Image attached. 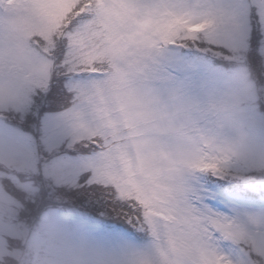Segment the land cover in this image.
Returning a JSON list of instances; mask_svg holds the SVG:
<instances>
[{
    "label": "snow or ice",
    "instance_id": "snow-or-ice-1",
    "mask_svg": "<svg viewBox=\"0 0 264 264\" xmlns=\"http://www.w3.org/2000/svg\"><path fill=\"white\" fill-rule=\"evenodd\" d=\"M196 7L209 19L188 27V34L169 45L204 44L206 51L230 61L250 59L251 68L240 75L253 86V97L246 103H259L264 97V90L257 88L264 83V46L257 49L253 43L250 47L246 37L252 19L264 30V0H240L239 3L197 0ZM102 37L95 0H79L62 25L30 33L24 51L15 46L11 33L0 31V114L24 113L38 96L55 102L67 90L73 97L72 106L60 113L59 119L71 129L73 143L98 149L77 166L81 171L90 172L86 184L103 190L129 224L152 236L154 225L149 217L161 213H155L132 193L123 191L111 175L113 149L122 140L119 130L108 131L90 123L92 118L81 107L90 86L107 72V64L100 54ZM84 75L94 78L77 79ZM45 134L46 138L54 139L58 129L46 127ZM237 159L232 155L221 156L216 163L194 171L188 204L192 219L198 222L196 227L219 251L220 264H264V215L253 219L250 226L243 225L241 214L246 212L229 215L215 210L207 202V190L199 182L201 176L207 175L229 178ZM0 164L5 169L15 168L11 174L0 171V264H43L40 254L46 241L32 236L19 217L43 208L45 189L28 176L17 174L35 173L32 165H16L9 159ZM70 167V161H54L45 170V176L60 183V171ZM255 168L264 172V160Z\"/></svg>",
    "mask_w": 264,
    "mask_h": 264
},
{
    "label": "clouds",
    "instance_id": "clouds-1",
    "mask_svg": "<svg viewBox=\"0 0 264 264\" xmlns=\"http://www.w3.org/2000/svg\"><path fill=\"white\" fill-rule=\"evenodd\" d=\"M55 2L62 10L52 0H0V31L11 33L24 51L30 33L62 25L79 0ZM196 5L197 0H136L109 28L95 0L107 72L90 86L81 107L90 123L119 130L111 175L122 190L161 213L149 217L154 225L150 245L109 255V264H220L214 242L192 219L188 199L193 172L221 156L239 158L238 142L225 136L227 122L202 124L198 109L161 93L150 71L155 53L209 19ZM261 215L264 210L246 212L241 220L250 226Z\"/></svg>",
    "mask_w": 264,
    "mask_h": 264
},
{
    "label": "rangeland",
    "instance_id": "rangeland-1",
    "mask_svg": "<svg viewBox=\"0 0 264 264\" xmlns=\"http://www.w3.org/2000/svg\"><path fill=\"white\" fill-rule=\"evenodd\" d=\"M96 3L109 28L111 20L136 6V0H96ZM52 6L62 10L55 0ZM251 31L250 20L246 37L249 46ZM260 33L258 48L264 46V30L260 29ZM206 47L178 43L159 50L150 69L153 84L161 93L173 94L198 109L196 115L202 124L210 125L217 119L227 122L225 136L238 142L240 156L229 178L210 175L199 178L207 190L209 205L229 215L259 212L264 210V172L255 165L264 160V97L259 103H246L253 97V86L240 74L251 68L250 59L230 61L206 51ZM92 78L84 75L77 79ZM257 88L264 90V83ZM67 96L71 104L59 111H51L54 102L38 96L24 113L0 114V161L9 159L16 165H32L35 173L17 174L28 176L45 189L43 208L19 217L32 236L46 241L40 254L43 264H109V255L146 248L152 237L129 224L103 190L86 184L90 172L77 166L98 149L73 143L71 129L59 119V114L72 106L73 97L67 90L59 99ZM46 127H57V137L46 138ZM136 159L141 161L139 152ZM54 161L72 163V167L60 171V183L45 176V170ZM0 171L11 174L15 168L5 169L0 164ZM122 220L125 224L120 226L117 222Z\"/></svg>",
    "mask_w": 264,
    "mask_h": 264
},
{
    "label": "trees",
    "instance_id": "trees-1",
    "mask_svg": "<svg viewBox=\"0 0 264 264\" xmlns=\"http://www.w3.org/2000/svg\"><path fill=\"white\" fill-rule=\"evenodd\" d=\"M251 24H252V31H251L250 47L254 43L255 47L258 49L259 41L261 39L260 27L258 22L254 19L251 20ZM70 104H71V98L67 96V98L64 99L62 98L58 99V101L54 102L53 106H50V108L51 111H59L68 107ZM92 148L94 147L92 146ZM117 223L120 224V226H122V224L123 225L125 224V220H122V222H117Z\"/></svg>",
    "mask_w": 264,
    "mask_h": 264
},
{
    "label": "bare ground",
    "instance_id": "bare-ground-1",
    "mask_svg": "<svg viewBox=\"0 0 264 264\" xmlns=\"http://www.w3.org/2000/svg\"><path fill=\"white\" fill-rule=\"evenodd\" d=\"M229 251H231L232 249L231 248H228Z\"/></svg>",
    "mask_w": 264,
    "mask_h": 264
}]
</instances>
